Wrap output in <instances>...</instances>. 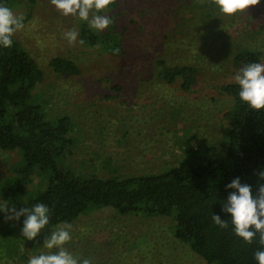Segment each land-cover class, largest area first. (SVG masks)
Instances as JSON below:
<instances>
[{
  "label": "rangeland",
  "instance_id": "obj_1",
  "mask_svg": "<svg viewBox=\"0 0 264 264\" xmlns=\"http://www.w3.org/2000/svg\"><path fill=\"white\" fill-rule=\"evenodd\" d=\"M36 2L30 18L25 7L15 12L29 18L15 37L44 74L33 99L44 103L47 118L67 116L73 122L72 154L61 163L85 177L125 178L169 170L183 159L181 148L188 143L222 151L228 124L223 118L233 102L220 88L235 82L231 54L259 51L264 63V0L232 16L212 0H115L100 14L115 24L126 51L119 57L78 42L69 45L64 34L78 31L80 19L62 15L50 0ZM94 30L106 33L109 27ZM194 53L199 59L192 61ZM56 57L73 60L80 75L58 76L50 65ZM158 59L202 68L192 90L153 79ZM20 163L17 152L0 149V188ZM71 225L72 240L64 247L93 264H208L175 238L170 217L121 215L104 207L92 208ZM56 228L25 241L21 255L55 252L43 244Z\"/></svg>",
  "mask_w": 264,
  "mask_h": 264
},
{
  "label": "trees",
  "instance_id": "obj_2",
  "mask_svg": "<svg viewBox=\"0 0 264 264\" xmlns=\"http://www.w3.org/2000/svg\"><path fill=\"white\" fill-rule=\"evenodd\" d=\"M36 3V0H0V4L10 7L14 13L25 7L29 18ZM114 28L112 20L108 32L97 33L88 22L80 20L78 38L85 41L81 46L97 49L102 55L125 56ZM114 48L120 49L118 55L113 54ZM197 56L194 53L187 58L194 61ZM229 59V66L237 74L246 64L262 62V53L241 50ZM177 61L156 60L151 77L160 84L179 82L189 92L202 68ZM50 65L54 73L65 78L81 72L67 58L56 57ZM43 82L44 74L36 60L15 36L11 48L0 47V149L15 151L21 156L15 176L0 188L3 202L16 206L17 210L45 204L50 209V222L45 228L48 230L72 224L92 208L110 207L121 215L144 213L149 217H170L175 222V238L189 244L208 264H258L254 253L264 250L258 244V237L252 244H246L235 235L231 214L222 211L223 202L235 191L226 187L232 180L238 177L255 193L257 173L264 170V109L256 111L242 102L236 82L220 88L233 102L223 118L228 124L221 152L214 146L188 143L181 148L183 159L169 170L110 179L81 176L61 163L72 154L73 122L67 116L47 118L44 103L33 99L34 90ZM36 180V189L31 190ZM213 214L228 220L229 227L222 229L215 225ZM24 219L6 220V213L0 211V224H3L0 264H17L16 258L20 264H28L29 258L21 255L22 244L29 241L21 233Z\"/></svg>",
  "mask_w": 264,
  "mask_h": 264
},
{
  "label": "clouds",
  "instance_id": "obj_3",
  "mask_svg": "<svg viewBox=\"0 0 264 264\" xmlns=\"http://www.w3.org/2000/svg\"><path fill=\"white\" fill-rule=\"evenodd\" d=\"M50 2L62 15L86 21L97 31L107 29L112 23L108 15L100 13H107L115 0H50ZM212 3L217 5L223 14L232 16L246 12L250 6L258 5L260 0H212ZM24 27L22 15L18 16L10 7L0 4V47L11 48L13 37ZM79 35L77 30H69L64 34L69 45H75L77 42L84 45L83 39L78 40ZM112 51L118 55L120 49L114 48ZM234 80L239 85V98L242 102L256 111L264 109V63L246 64L234 76ZM257 175L258 190L255 193L250 185L242 184L238 177L226 186L235 191H232L226 202H223L222 211L231 214V224L236 236L249 245L258 237V244L264 248V170ZM0 211L6 213V220L19 221L21 217H25L21 233L29 241L35 240L50 222V209L42 203L17 210L16 206L10 207L5 201L0 203ZM212 220L222 229L229 227L228 220H222L220 215L213 214ZM71 228V224H63L52 230L50 235L45 237L43 247L56 251L33 256L28 260V264H93L91 259L76 257L64 247L72 240ZM254 259L258 264H264V250H257Z\"/></svg>",
  "mask_w": 264,
  "mask_h": 264
}]
</instances>
